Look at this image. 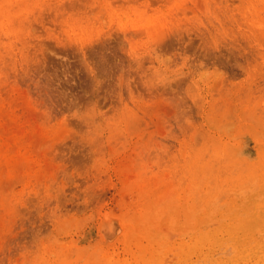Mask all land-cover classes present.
Listing matches in <instances>:
<instances>
[{
    "label": "rangeland",
    "instance_id": "obj_1",
    "mask_svg": "<svg viewBox=\"0 0 264 264\" xmlns=\"http://www.w3.org/2000/svg\"><path fill=\"white\" fill-rule=\"evenodd\" d=\"M0 264H264V0H0Z\"/></svg>",
    "mask_w": 264,
    "mask_h": 264
},
{
    "label": "bare ground",
    "instance_id": "obj_2",
    "mask_svg": "<svg viewBox=\"0 0 264 264\" xmlns=\"http://www.w3.org/2000/svg\"><path fill=\"white\" fill-rule=\"evenodd\" d=\"M126 225V224H125ZM125 225H123V226H125ZM125 228H126V226H125ZM125 228H124V230H125Z\"/></svg>",
    "mask_w": 264,
    "mask_h": 264
}]
</instances>
